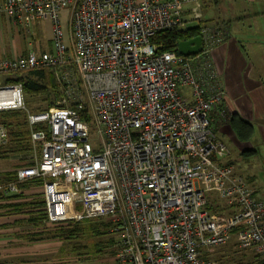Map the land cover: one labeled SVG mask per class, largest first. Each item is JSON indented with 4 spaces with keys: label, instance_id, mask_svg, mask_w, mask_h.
<instances>
[{
    "label": "built area",
    "instance_id": "built-area-1",
    "mask_svg": "<svg viewBox=\"0 0 264 264\" xmlns=\"http://www.w3.org/2000/svg\"><path fill=\"white\" fill-rule=\"evenodd\" d=\"M201 1L0 0L12 26H52L49 51L0 59V111L24 109L22 85L7 82L16 72L56 67L64 85L54 106L27 112L37 155L0 180V195L40 178L48 224L111 222L119 240L108 264H222L212 255L223 248L264 264V186L226 161L230 150L211 128L213 113L228 119L213 62L226 27L201 25L200 50L188 56L151 41L185 27L189 4L200 20ZM85 98L94 137L78 110ZM7 139L0 124V145Z\"/></svg>",
    "mask_w": 264,
    "mask_h": 264
},
{
    "label": "crops",
    "instance_id": "crops-1",
    "mask_svg": "<svg viewBox=\"0 0 264 264\" xmlns=\"http://www.w3.org/2000/svg\"><path fill=\"white\" fill-rule=\"evenodd\" d=\"M191 6L192 4L187 5L181 14L186 23L190 19L194 24H221L228 31L224 42L218 44L213 51L214 66L223 88L222 105L225 115L237 114L252 125L253 132L248 141L239 140L230 126L229 118L227 120L218 113H214L211 128L233 154V157L226 158V161L234 164L236 151L239 154L252 151L250 155L255 157V161H252L251 167H246L248 170L238 171L235 164L234 166L237 172L253 185L257 173L262 174V182L259 183L264 186V0H202L199 9L200 20L193 19ZM185 13L189 18H183ZM51 27L49 20L39 21L35 36L41 37L43 31L50 41ZM25 41L23 46L19 30L10 24L4 14L0 15V59L25 54L31 46V42L27 39ZM49 48V45H46L40 51H49ZM12 170L8 164L0 165V171ZM254 186L258 189L262 187ZM31 189L22 192L32 194L34 190ZM261 194L262 192L258 193ZM7 202L21 203L20 198L0 200V204ZM7 209L8 212L6 209L0 210V260H7V263L3 264H9L10 261L14 264H38V258H42L37 253L40 246L38 247L36 242L28 241L20 232V226L24 224L18 220L27 216ZM218 209L223 210L221 205H218ZM218 254L225 253L219 250L212 257ZM239 261L240 264H256L251 255H245Z\"/></svg>",
    "mask_w": 264,
    "mask_h": 264
},
{
    "label": "trees",
    "instance_id": "trees-1",
    "mask_svg": "<svg viewBox=\"0 0 264 264\" xmlns=\"http://www.w3.org/2000/svg\"><path fill=\"white\" fill-rule=\"evenodd\" d=\"M200 30V23L194 24L192 26L186 23L185 27L183 28H171L156 33L152 37L151 41L157 45H160L163 50H175L176 52H178L177 44L180 41H186L196 36H200ZM56 71V67H37L25 71L26 73L23 71L25 74L23 72H16L7 79V82H18L22 85L23 101L26 104L30 105V101L27 96H31L34 98L43 96L42 100L48 102L46 106L47 110L48 107H51L53 105L54 100L61 98L63 95L64 85L56 79ZM220 109H223L222 104ZM39 110L40 109L38 108H33V111H31V113L39 112ZM78 110L81 117L87 122L89 126H91V117L87 107L82 106L78 108ZM41 111H43V109H41L40 112ZM212 116H214V113L212 114ZM227 117L229 118V120H227L229 121L230 126L236 133L239 140L248 141L253 132L252 125L235 113L230 114ZM0 124L4 126L8 134L7 142L0 145V161L10 159L11 155H21L24 153L27 154L31 151V145L29 143L30 129L27 123V114L23 109L0 112ZM251 152L252 151H243V154L250 155ZM14 177L15 171H0L1 181H9ZM36 183L39 184V182ZM32 184L30 182H25L20 184L19 186L23 190H28L30 187H32ZM20 196L21 193L12 195H0V200H9L12 198H19ZM37 204L38 203L34 204L31 201L23 203L7 202L0 204V210L6 209V212H8L7 208H9L13 213H23L27 217L18 220V222L25 225H32L36 229H38L39 226L43 225V221L46 216L42 210L39 211V214H37V211H34V207ZM39 205L43 206V203L41 204V202H39ZM210 209L214 212L216 211L215 208L212 209L211 207ZM99 219L101 218H97L95 219V221L93 220V222L87 219H83L84 221L81 220V222H73V224H71L73 225L71 228L61 227L59 225L50 232H47L45 235H43L42 231L35 230L29 236H26V238L30 242H36L37 240H44L46 238H58L59 240L65 242L63 249L70 246L71 247L68 248L69 251L72 249L80 250V247L84 249L89 248L90 251L92 249L94 250V257H98L97 255H101V253H103V243L105 244V246H107L110 242L113 243V240L109 238V240L106 242L99 241L97 243H89L90 246L77 245V240L83 236L88 237L90 234L93 235L95 233L101 235H104L106 233L108 234L110 225L112 228V223L109 221H101ZM100 230L101 232H99ZM116 249L117 248H115V250Z\"/></svg>",
    "mask_w": 264,
    "mask_h": 264
},
{
    "label": "rangeland",
    "instance_id": "rangeland-1",
    "mask_svg": "<svg viewBox=\"0 0 264 264\" xmlns=\"http://www.w3.org/2000/svg\"><path fill=\"white\" fill-rule=\"evenodd\" d=\"M64 13H65V11L61 15L60 22H61V25L63 28L64 38L69 43V41H70L69 27H68V23H67V18H65L66 13L65 14ZM208 16H211V15H208ZM67 17H68V15H67ZM183 18H189V16H187L185 13L183 15ZM201 21H203V20H201ZM187 22H188V25H190V26L194 25V21H190V19H188ZM200 24L201 25H208V24H204V23H200ZM259 26H261V25L259 24ZM14 28L16 30H19V34L21 35L22 41L24 42V43H22L23 46L25 45V42H26L25 39H27L28 42H31L30 50H33V51L39 53V52H41L40 51L41 49L46 47V45H49V47H50L49 50L51 49V45H50L51 39H50V41H48V37L46 38L44 36V32L42 30H41L42 31L41 37H39V36H35L36 30H33L31 32H27V31L20 29L19 27H14ZM32 41H33V43H32ZM42 97L43 96H39V97L34 98L31 96H27V98L30 101V105L24 103V109L23 110L26 112V114H27V112L33 111V108H38L40 110L43 109V111L46 110V106H47L48 102L45 100H42ZM56 100H58V99H56ZM56 100L53 101L54 103L52 106L55 105ZM85 104H86V107L90 113L89 109L91 107V103H89V100L87 98H85ZM48 108H50V107H48ZM40 110H39V112H40ZM0 112H3V111H0ZM90 117H91V126H89V127H90L91 134L94 137L95 127H94V123L92 121L91 114H90ZM213 118H214V116H213ZM29 129H30V127H29ZM29 143L31 145V151L29 153H27V154L24 153L21 155H19V154L18 155H11V158H10L11 160L0 161V165H2L3 163L8 164L13 169L12 170V172H13L17 168H22V167H25V165L28 166L29 164H32V162L35 160V156L37 155V147H35V145L33 144L31 137H30ZM230 156L233 157L231 150L229 153V157ZM235 158H236V161L234 164H235L237 170L238 171L241 170L242 172H244V170L247 169L246 167H251L252 161H255V157L253 155H244L242 153L239 154V153H237V151L235 154ZM15 167H16V169L14 170ZM250 169H253V168H250ZM27 182H30L31 184L33 183L31 185L32 187H30V188H32L31 191L34 190V192L32 194H28L27 192H22L23 189L21 188V192H20L21 196L19 197L20 201H21V203L28 202V201H31L34 204L38 203L34 207V211H37V214H39V211L40 210L43 211V209L45 207V203H44V199H43V193H42V180L40 178H34V179H31ZM36 182H39V184ZM259 182H262V174L257 173V175L255 177L254 185L262 186V183H259ZM20 193H18V194H20ZM19 198H17V199H19ZM39 202H41V204L43 203V206H40ZM215 210H216V212L222 211L221 209H217V208H215ZM24 218H26V217H24ZM95 219H97V218H89L87 220H90L93 222V220L95 221ZM99 220L107 221L105 219H99ZM73 222H75V221L70 220L68 222H64L61 224L52 225L50 223L48 224L46 219H44L43 225L39 226L38 229H36L32 225H25L24 224V225L20 226V232H21L22 236L25 235L24 237L29 236L35 230L36 231H42L43 235H45L47 232H50L51 230L55 229L59 225L61 227L71 228L73 226V225H71V224H73ZM79 222H81V221H79ZM28 227H30L31 229ZM99 232H101V230ZM109 238L111 240H113V243L110 242L107 246H105V244L103 243V248H104L103 253H101V255H97L98 257H94L95 256L94 252H93L94 250L92 249L90 251L89 248L84 249V248L80 247V250L79 249H72L69 251L68 248H70L71 247L70 246V247L63 249L65 242L59 240L58 238H56V239L46 238L44 240H37L36 244L38 247L40 246L37 249V253H38V255L42 256V258H38L40 260L38 262V264H108L110 261V258L112 256H114V254H115V251H116L115 248L118 247V240H119L118 235L113 233L111 225L109 227L108 234L106 233L104 235H101V234L95 233L93 235L90 234L88 237L83 236L77 240L78 241L77 245L90 246L89 243L92 244V243H97L99 241L100 242H106L109 240ZM110 244H112V245H110ZM223 249H226V248H223ZM221 252H223L225 254L224 255L218 254L215 256V258L216 259L218 258V260L222 264H240V261H239L240 257L236 256L233 251L230 250V252L228 253L225 250H221ZM41 256H39V257H41ZM6 261L7 260L1 261V262L3 264V263H7ZM8 263L14 264L13 261H10ZM255 263L256 264H258V263L263 264L262 261H256Z\"/></svg>",
    "mask_w": 264,
    "mask_h": 264
},
{
    "label": "water",
    "instance_id": "water-1",
    "mask_svg": "<svg viewBox=\"0 0 264 264\" xmlns=\"http://www.w3.org/2000/svg\"><path fill=\"white\" fill-rule=\"evenodd\" d=\"M201 46L200 36H196L186 41H180L177 44V51L179 54L188 56L199 52Z\"/></svg>",
    "mask_w": 264,
    "mask_h": 264
},
{
    "label": "bare ground",
    "instance_id": "bare-ground-1",
    "mask_svg": "<svg viewBox=\"0 0 264 264\" xmlns=\"http://www.w3.org/2000/svg\"><path fill=\"white\" fill-rule=\"evenodd\" d=\"M195 12H196V16L200 17V12H199L198 8L195 9Z\"/></svg>",
    "mask_w": 264,
    "mask_h": 264
}]
</instances>
